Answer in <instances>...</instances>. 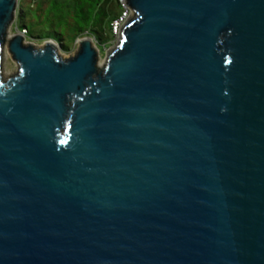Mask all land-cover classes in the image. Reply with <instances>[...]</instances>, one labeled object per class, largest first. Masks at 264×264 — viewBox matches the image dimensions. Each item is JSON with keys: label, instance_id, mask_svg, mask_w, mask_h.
Instances as JSON below:
<instances>
[{"label": "water", "instance_id": "95a60500", "mask_svg": "<svg viewBox=\"0 0 264 264\" xmlns=\"http://www.w3.org/2000/svg\"><path fill=\"white\" fill-rule=\"evenodd\" d=\"M124 3L100 62L0 0V264H264V0Z\"/></svg>", "mask_w": 264, "mask_h": 264}, {"label": "trees", "instance_id": "16d2710c", "mask_svg": "<svg viewBox=\"0 0 264 264\" xmlns=\"http://www.w3.org/2000/svg\"><path fill=\"white\" fill-rule=\"evenodd\" d=\"M22 3L28 9H21L17 26L26 30L27 39L51 40L63 50L85 34L97 45L106 47L113 38L111 24L122 9L119 0H22ZM48 26L51 30L46 32ZM66 34L70 35L68 45Z\"/></svg>", "mask_w": 264, "mask_h": 264}, {"label": "rangeland", "instance_id": "374dc122", "mask_svg": "<svg viewBox=\"0 0 264 264\" xmlns=\"http://www.w3.org/2000/svg\"><path fill=\"white\" fill-rule=\"evenodd\" d=\"M20 4H21L24 11H26L28 9V5L26 3H20ZM16 21H17V23L19 22L18 19ZM46 24L49 25L48 23H46ZM48 27H49V29H46L45 30L46 32L51 30V27L50 26H48ZM12 32H13V30L11 31V33ZM69 36L70 35H68V34L65 35V44L66 45H68L70 43ZM86 38H90L94 42V45L98 49L100 62L104 58L105 52L108 49H110L111 47H113V45H111V44H108L106 47H101L95 43V41L93 40V38L91 36L86 35V34L83 35L82 37H80L79 39L81 40V39H86ZM36 41L37 42H35V44L41 45L43 43V41H45V40L37 39ZM57 45L60 47L59 44H57ZM76 50H77V42H75L72 45H69L68 49H66V50L60 49L59 54L62 58H68V57L72 56ZM3 72H4V77H8V76L13 75L17 72L16 65L10 60V58L7 54H5V56H4Z\"/></svg>", "mask_w": 264, "mask_h": 264}, {"label": "built area", "instance_id": "2783aa9c", "mask_svg": "<svg viewBox=\"0 0 264 264\" xmlns=\"http://www.w3.org/2000/svg\"><path fill=\"white\" fill-rule=\"evenodd\" d=\"M119 2L121 4V6H122L121 12H120L119 16L116 19H114V21L111 24V34H112L113 38H112V40L110 41L109 44H111L113 46L116 43V40H117V38L119 36V33H120V30H121L122 26L125 24V22L131 16V12L125 6L124 0H119ZM17 3H18V8H21V4L20 3H22V0H17ZM12 30H13L12 33H15V32H18V30H20V28H18V26H16V23H15V26L12 28ZM21 32L24 35L27 36L26 30H21Z\"/></svg>", "mask_w": 264, "mask_h": 264}, {"label": "crops", "instance_id": "0c3cea01", "mask_svg": "<svg viewBox=\"0 0 264 264\" xmlns=\"http://www.w3.org/2000/svg\"><path fill=\"white\" fill-rule=\"evenodd\" d=\"M21 9H23L22 6H21Z\"/></svg>", "mask_w": 264, "mask_h": 264}, {"label": "clouds", "instance_id": "9594fccd", "mask_svg": "<svg viewBox=\"0 0 264 264\" xmlns=\"http://www.w3.org/2000/svg\"><path fill=\"white\" fill-rule=\"evenodd\" d=\"M21 9V8H20Z\"/></svg>", "mask_w": 264, "mask_h": 264}]
</instances>
